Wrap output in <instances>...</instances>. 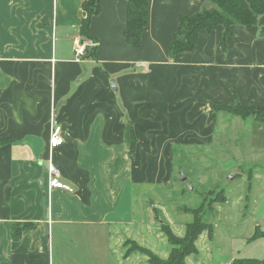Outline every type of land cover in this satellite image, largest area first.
I'll list each match as a JSON object with an SVG mask.
<instances>
[{
    "label": "crops",
    "instance_id": "0c3cea01",
    "mask_svg": "<svg viewBox=\"0 0 264 264\" xmlns=\"http://www.w3.org/2000/svg\"><path fill=\"white\" fill-rule=\"evenodd\" d=\"M86 1L0 0V264H144L119 251L126 240L167 256L162 224L150 210L138 212L136 192L167 184L164 161L153 173L149 158L166 156L169 126L183 135L207 102L262 106L251 94L264 69L258 29L232 27L225 48L223 27L201 32L194 52L171 61L180 17L207 0H148L138 50L124 40L127 1L99 0L90 25L95 56L77 61ZM53 118L64 131L53 161L74 195L48 186ZM26 224L33 227L15 240L13 226ZM263 226L264 216L254 233ZM235 259L247 258L228 264Z\"/></svg>",
    "mask_w": 264,
    "mask_h": 264
},
{
    "label": "rangeland",
    "instance_id": "374dc122",
    "mask_svg": "<svg viewBox=\"0 0 264 264\" xmlns=\"http://www.w3.org/2000/svg\"><path fill=\"white\" fill-rule=\"evenodd\" d=\"M86 42L93 47L91 41ZM258 73L261 86L251 94L264 106V69ZM195 111L192 124L183 125V135L175 125L169 126L166 156L149 158L153 173L156 164L164 161L167 184L137 187L138 212H153L155 224L169 226L181 241L193 222L192 212L201 209L204 224L214 228L215 239L212 241L208 227L195 243L201 258L191 255L184 264H209V251L212 264H228L234 258L264 260V241L248 243L256 221L264 216V126L223 111L215 114L214 104L209 102ZM233 175L236 177L231 179ZM225 199L227 204H219ZM259 229L264 233V226ZM168 246L170 254L175 247ZM140 247L126 240L119 251L149 264L148 256L137 250ZM169 254L158 257L166 262Z\"/></svg>",
    "mask_w": 264,
    "mask_h": 264
},
{
    "label": "trees",
    "instance_id": "16d2710c",
    "mask_svg": "<svg viewBox=\"0 0 264 264\" xmlns=\"http://www.w3.org/2000/svg\"><path fill=\"white\" fill-rule=\"evenodd\" d=\"M126 1L127 23L124 30V40L128 47L138 50L141 47L143 33L149 26L150 5L148 0ZM82 9L85 17L82 20L80 36L83 41H91L94 44L92 49L88 48L86 54L89 57H94L97 41L91 35L90 25L92 18L98 16L101 12L99 0H87L83 4ZM235 26H241L246 29L256 28L259 31V36L264 39V0H207V7L199 13L192 16H181L178 30L169 48V59L173 61L179 56L194 52L201 32L211 34L219 27L225 29V36L222 41L223 48H225V42L232 35L231 29ZM214 111L215 114L219 111L226 112L241 118L243 121L252 119L254 122L264 126L263 106L253 104L247 106L241 103H237L234 106L214 105ZM5 143L0 142V147ZM136 146L137 139L133 133L131 155L135 153ZM225 203L226 199L219 204L224 205ZM192 214L193 222L187 225L185 236L181 241L175 238L169 226H165L160 222L162 224V232L167 237L169 245L175 247V249L170 251L166 262H163L158 256L143 247L137 248L138 251L148 256L149 264H184L187 257L197 254L195 243L204 231L210 228V237L212 240L214 239V228L211 229L210 226L204 224V213L201 212V209L192 212ZM32 227L29 224L14 225L12 237L18 240L25 231ZM263 238L264 233H260V229L256 228L248 243H254ZM231 264H264V260L235 259Z\"/></svg>",
    "mask_w": 264,
    "mask_h": 264
},
{
    "label": "built area",
    "instance_id": "2783aa9c",
    "mask_svg": "<svg viewBox=\"0 0 264 264\" xmlns=\"http://www.w3.org/2000/svg\"><path fill=\"white\" fill-rule=\"evenodd\" d=\"M94 46V44H93ZM90 44L87 42L80 43L75 48V57L77 61H81L87 54ZM64 145V131L61 124L53 118L51 124V134L48 144V159L46 160V173L48 177V186L50 190L65 192L69 195H74L76 190L62 180V174L55 165L53 158L55 152Z\"/></svg>",
    "mask_w": 264,
    "mask_h": 264
},
{
    "label": "water",
    "instance_id": "95a60500",
    "mask_svg": "<svg viewBox=\"0 0 264 264\" xmlns=\"http://www.w3.org/2000/svg\"><path fill=\"white\" fill-rule=\"evenodd\" d=\"M115 86V84H113ZM234 177L236 176H231V179H233ZM186 180V177L184 175H182V178H181V182H184ZM190 190L192 191V188H190Z\"/></svg>",
    "mask_w": 264,
    "mask_h": 264
}]
</instances>
